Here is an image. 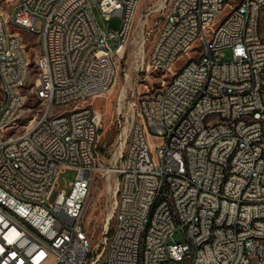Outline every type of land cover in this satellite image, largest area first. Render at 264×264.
<instances>
[{
  "label": "built area",
  "instance_id": "2783aa9c",
  "mask_svg": "<svg viewBox=\"0 0 264 264\" xmlns=\"http://www.w3.org/2000/svg\"><path fill=\"white\" fill-rule=\"evenodd\" d=\"M141 1L0 0V199L19 206L0 210V264H264V0H151L163 16L148 49L141 30L135 63L149 72L183 57L177 82L119 93L123 146L103 162L94 99L115 88ZM94 4L120 26L100 27ZM19 29L43 35L33 64ZM33 67L40 106L22 125ZM97 173L116 176L114 226L93 244L83 209Z\"/></svg>",
  "mask_w": 264,
  "mask_h": 264
},
{
  "label": "rangeland",
  "instance_id": "374dc122",
  "mask_svg": "<svg viewBox=\"0 0 264 264\" xmlns=\"http://www.w3.org/2000/svg\"><path fill=\"white\" fill-rule=\"evenodd\" d=\"M151 0H142L137 6L134 13L129 39L123 55L118 62V75L115 88L102 96L94 99V105L101 111V122L99 129V138L97 141L98 149L100 150V157L103 162L113 160L114 153L118 150V126L113 122V116L116 112L117 105L115 103L121 90L126 88V98L136 96L144 92H151L160 87L162 79H170L171 74L161 69L138 70L135 63V47L142 35V29L150 30V34L145 42V47L148 49L152 43L153 36L161 22L163 14L153 10L150 4ZM5 5V4H4ZM138 11V12H137ZM94 16L102 28H118L121 22V16L112 13L106 16L100 12L98 7L93 5ZM5 18V11L2 16ZM37 26H40L42 21L37 19L35 21ZM5 27L12 29L10 24L4 23ZM20 33L27 41V50L32 60L34 56V48L38 46L36 37L24 29H19ZM110 44L114 46V42L109 40ZM231 57V49H224V59ZM183 61V57H178L175 60L174 66H178ZM173 66V67H174ZM36 77V69L32 68V77L28 84V99L26 101V117L23 118L22 125L26 122L28 115H31V110L28 106H33L34 109L40 106L38 100L35 98L33 91L30 89ZM76 170L74 168H65L59 174L58 185L60 187L69 189V182L74 178ZM115 187L116 176L115 174L97 173L92 181L90 192L86 198L83 209V219L87 228L88 234L93 244H95L103 235L105 227H108V234L111 233L114 226L113 211L115 208ZM112 211V216L107 223V216ZM107 223V225H106ZM173 240L184 241V233L181 229H177L173 234Z\"/></svg>",
  "mask_w": 264,
  "mask_h": 264
},
{
  "label": "bare ground",
  "instance_id": "6f19581e",
  "mask_svg": "<svg viewBox=\"0 0 264 264\" xmlns=\"http://www.w3.org/2000/svg\"><path fill=\"white\" fill-rule=\"evenodd\" d=\"M136 11V10H135ZM138 12V11H137ZM260 17H264V3L260 7ZM36 37L38 46L35 49L43 48V35H34ZM156 69V64H149V69ZM159 69L169 72L170 79L165 80V86H174L177 82L176 68L171 63H163ZM150 71V70H149ZM261 72H264V57L261 60ZM0 89H4V80H0ZM124 87L121 93H124ZM215 117L214 109H207L204 113V121H212ZM123 143L119 144L118 150L122 149ZM96 154V147H89L84 150V158L94 157ZM14 155H24V148H14ZM181 155L183 158H190V147H181ZM11 213H19V206H11V200L0 199V210H10ZM112 216V211L107 216V223ZM106 223V225H107ZM32 238H39V231H32ZM188 255H195V247H188Z\"/></svg>",
  "mask_w": 264,
  "mask_h": 264
}]
</instances>
